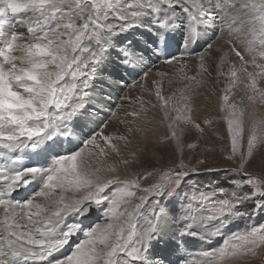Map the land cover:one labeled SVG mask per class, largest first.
I'll return each mask as SVG.
<instances>
[{"label":"snow or ice","instance_id":"1","mask_svg":"<svg viewBox=\"0 0 264 264\" xmlns=\"http://www.w3.org/2000/svg\"><path fill=\"white\" fill-rule=\"evenodd\" d=\"M109 16L119 22H109ZM252 17L257 22H251ZM139 24L151 36L143 39V47L131 39H115L133 33ZM177 31L182 32L179 50L184 55L190 56L201 40L207 53L198 54L193 75H187L186 65L181 67L187 82L181 92L183 109L169 108L174 97L165 96L162 80L154 78L152 87L143 88L147 95L137 97L139 108L128 113L140 117L158 108L165 119L170 111L178 113L167 125V139L180 160L155 173L159 179L151 186L141 187L138 180L119 175L117 165L129 163L120 147L121 142L127 146V134L92 132L79 143L72 137L84 136L79 117L90 106V86L97 74L112 78L105 67L113 55L126 70L139 68L146 80L145 53L151 49L157 58L167 53L164 61L172 63L175 53L168 49ZM209 31L212 35L205 39ZM225 32L227 48L215 43ZM257 56L264 62V0H0V157L8 162L0 173V264H187L183 255L175 260L172 256L187 251L195 236L208 239L230 223L264 220V177L247 170L258 137L253 127L245 151L242 111L239 118L235 111L227 117V159L235 167L224 170V184L210 192L201 190L199 196L188 195L196 189L185 185L199 169L183 162L184 147H196L192 142L185 145V135L204 132L186 113L194 110L205 77L212 76L207 57L215 58L213 82L225 77L222 99L228 103L233 89L243 93L241 101L255 100L257 94L264 101V86L258 81L264 63H257ZM249 63L259 73L249 71ZM225 64L230 65L227 72ZM203 123L210 126L212 120L205 117ZM113 155L119 160L112 164L98 159ZM153 175L146 170L142 178ZM30 185L33 191L21 195ZM111 186L117 190L109 195ZM133 189L144 195L131 205ZM165 200L173 205L168 213L160 210ZM93 204L97 209L106 206L105 222L84 228ZM202 207H210L211 214L204 215ZM166 215L174 243L158 249L154 242L160 241ZM76 232L84 239L70 254L57 255ZM236 239L243 243L231 245L234 254L241 248L254 253L264 246V224H253L246 236ZM226 254L224 250L218 255L222 259Z\"/></svg>","mask_w":264,"mask_h":264},{"label":"bare ground","instance_id":"2","mask_svg":"<svg viewBox=\"0 0 264 264\" xmlns=\"http://www.w3.org/2000/svg\"><path fill=\"white\" fill-rule=\"evenodd\" d=\"M125 1L127 0H119V3H125ZM251 22H254V17H252ZM21 31H24V29H21ZM211 35L212 32L209 31L205 39ZM173 38L175 48L179 47V43L182 39V32L177 31ZM115 39L119 42L131 39L134 45L143 47V39H151V36L149 33L145 32V26L139 24L133 33L125 34L124 36H116ZM203 43L204 40H201L190 56L184 55V50L169 49L168 52L175 53V59L172 63H165L164 58L167 53L164 55L161 54V56L157 58L156 55L152 54L151 49H149L145 53L147 58L144 62L147 72L146 80L142 76H139L141 72L139 68L133 69L132 76L129 73L130 69L123 70L122 65L118 64L113 55L111 61L107 62L105 67V73L111 72L112 78L109 79L106 74H97L96 79L90 86V106L84 111V114L79 117L84 136L77 134L72 137L73 143H79L88 133L92 132L98 134L106 133L109 135L127 134L129 137L127 146L125 147L124 142H121L120 147L123 155L128 158L129 163L131 161H139L142 164L147 157L161 158V153L158 151L160 146L157 145L159 142L156 144L155 141L157 138L163 139V141H169L167 139V125L173 121L178 113L170 111L167 119L164 118L162 111L158 108H150L147 113H142L140 117H133L128 115V113L132 112L133 108H139L137 97L140 95H147V92L143 91V88L152 87L154 78L156 80H162V92L165 96L174 97L173 101L169 104V108L171 109L173 105H175L183 109L185 105L181 102V92L187 82L184 80V73L181 71V67L184 65L187 66L185 71L188 76L198 71V54L206 55L207 53L206 49L202 52ZM222 44L223 43H220L219 45L222 46ZM216 55L218 56L219 53ZM207 60L212 69V76L205 77L207 82L197 89L198 95L195 97L194 110L186 114L190 115L197 123L202 124H204L203 121L205 117H207L212 120L210 126L214 127L216 120L212 118L211 113L218 110V106L224 102L222 99L224 95L222 89L225 87V77H219L220 82L214 83L213 81L216 77L215 58L207 57ZM229 66V64L224 65L225 72H227ZM248 68L249 71H252L250 64H248ZM148 69L150 70L147 71ZM159 73H164L165 75H158ZM237 90L238 89H233L232 93H236ZM152 99L155 101V96H153ZM205 103L208 106H206ZM233 103L237 106L235 110L231 107ZM233 103L230 107L237 115L239 105L236 102ZM248 105V115L253 116L254 120L259 116L264 121V118H262L264 115V107L256 103L255 100H250ZM137 127L141 129L139 132L136 131ZM129 128L133 129L131 133L127 131ZM98 159L101 162L106 160L108 164H112L114 160H119V157L113 155L111 158L98 157ZM7 164L6 157H0V173L3 172ZM128 165L129 164L125 165L120 163L117 166L121 171L122 167L126 168ZM27 195L28 194H26V196ZM172 227L168 219L163 222V226L161 227L162 231H167L168 234L162 235L159 242H154L157 248H164L166 243L172 242Z\"/></svg>","mask_w":264,"mask_h":264},{"label":"rangeland","instance_id":"3","mask_svg":"<svg viewBox=\"0 0 264 264\" xmlns=\"http://www.w3.org/2000/svg\"><path fill=\"white\" fill-rule=\"evenodd\" d=\"M134 2L135 0H127L122 4ZM109 22L118 23L119 21L115 20L113 16H109ZM255 22L257 21L254 17V23ZM226 35V32L219 34L220 38L217 39L215 43L218 45L223 43L224 37ZM121 42L126 41L123 40ZM222 46L227 48V45H224V43ZM240 47L243 46L241 45ZM171 50H179V47L175 48L173 45ZM232 59H236L234 55ZM247 59L251 60V57H247ZM257 63H264L260 60L259 56H257ZM249 64L253 72L259 73L260 69L253 68L252 64ZM122 69L124 70L125 68L122 66ZM149 70L150 69L147 71ZM129 73L132 76L133 69H130ZM131 81L134 82L133 80ZM258 81L260 86H264V76H258ZM242 96L243 93H241L239 90H237L236 93L230 94L229 102H222V106L219 105L218 110L211 113L212 118L216 120L214 127L206 126L205 124L201 123V127L204 128L202 136H199V134H197L195 131L185 135V145L188 142H192L196 144V147L192 150H189L186 146L184 147L183 162L189 168L199 169L198 173L191 174V178L188 180L187 185H185V188L192 187L196 189L195 191L187 193L188 195L199 196L201 190L204 192H210L213 187L218 188L221 184L225 183L224 170L235 167V162L227 159L228 155L231 153V138L229 137L227 131V117L233 112L232 108L230 107L233 102H236L239 105V113L237 112V118H239L241 111L243 113L242 128L244 150L246 151L247 140L252 134L253 127H255V134L258 137V140L254 143L253 157L247 166V170L248 172L257 176L264 177V121L259 116H257L254 120L253 116L248 115L247 109L250 100L244 98L243 101H241ZM255 101L264 107V101H261L258 94L255 98ZM262 118H264V115ZM157 142H159V144H157ZM155 143L160 146L158 151L161 153V158L147 157V160L145 159L142 164L139 161H131L128 163L129 165L126 168H121L119 175L122 180L128 178L136 179L141 184V187H149L154 181L159 179L155 173H159L161 169L174 167V162H179L180 156L174 152V145L170 141H163V139L161 140L160 138H157ZM237 150L238 152L240 150L239 142ZM200 160H204L206 163L200 164ZM146 170L152 171L154 175L148 177L147 179H143L142 177L146 175ZM116 190L117 189L115 186H111L108 194L111 195L112 192ZM32 191L33 186L30 185V187L27 189H21L20 193L21 195L26 196V194H29ZM133 191L136 193L135 196L128 198L131 205L139 203V197L144 195V193L139 190L133 189ZM14 195L16 194L14 193ZM164 205H167V207ZM164 205L160 206V210L164 211L165 213H168L173 208V205L169 204L167 200L164 201ZM92 209L91 215L83 219L84 228L95 224L103 225L105 222L104 212L106 211V206L102 204L99 209H97L96 205L93 204ZM201 211L204 213V215H210L212 209L210 207H202ZM72 219L78 220L79 218ZM167 219L168 217L166 215L161 222V227L163 226V222ZM256 223L264 224V220H261L259 217H257L254 220L247 222L241 221L238 223H230L221 230V234L212 236L208 239H204L201 235H197L188 241L187 251L182 249V252L179 254H174L172 259L175 260L177 255H183L186 257L187 264H205V260H209L210 264H212L214 257V264H264V246L256 247L254 253L248 252L247 249L241 248L240 250L235 251L234 254V250L231 248L232 244H242L243 241L237 240L236 238L246 236L251 230L252 225ZM173 230L174 229L172 227L171 231L173 232ZM164 234H168V232L162 231V235ZM83 239L84 236L82 232H76L72 236L69 244L64 247L61 253H57V255L70 254L76 243ZM159 248L161 247H158V249ZM224 250H227V254L221 259L219 258L218 254ZM204 253H209L210 255L206 257Z\"/></svg>","mask_w":264,"mask_h":264}]
</instances>
